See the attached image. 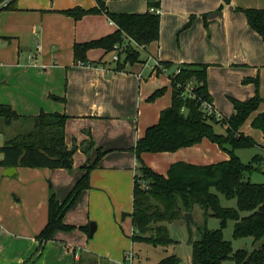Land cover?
Wrapping results in <instances>:
<instances>
[{
	"label": "crops",
	"instance_id": "obj_1",
	"mask_svg": "<svg viewBox=\"0 0 264 264\" xmlns=\"http://www.w3.org/2000/svg\"><path fill=\"white\" fill-rule=\"evenodd\" d=\"M102 1L113 13H143L147 9L144 10V0H137V5H130L133 0ZM51 3L52 6L40 7L33 1L25 4L16 0V9L0 11V104L25 116L40 112L65 114L64 141L74 150L72 168L17 166L12 167L14 172L8 175L5 170L9 167L0 166V264H79L83 258L99 264H115L111 260L114 259L123 264L128 252L125 237L118 232L117 226L121 228V225L117 224V215L129 206L131 211L133 175L138 165L132 148L146 127L156 123L160 111L170 104L159 108L151 104L150 112L142 117L145 97L159 88L150 86L141 92L140 83L147 78L144 76L152 74L146 63L155 59L174 60V69L177 63L185 61L207 63L208 91L213 99L212 107L219 115L224 114L216 106L215 73L224 78L232 76L235 82L243 74L238 65L245 57L239 62L236 54H220L204 33L203 46L193 38H185L189 43L178 41L176 46L165 33L166 22L173 20L174 31L189 15H195L186 32L199 30L202 33L200 16L204 15L209 20L210 38L213 28H221L222 24L233 32L253 36L244 13L236 11L235 7L264 11V0H231L220 10V0H173L172 3L161 0L159 40L139 49L140 62L127 65L121 71L114 69L111 56L107 58L110 52L102 48L87 51L88 63L73 61L74 42L97 39L115 30L104 13L88 14L75 21L61 12L75 5L62 8L55 6L53 0ZM95 5L93 0L88 8ZM44 7L50 11H40ZM242 83L247 86L253 82ZM232 98L243 97L234 94ZM0 134L2 146L6 137L3 132ZM97 148L106 153L89 172L90 187L81 192L64 215V221L75 227L89 228L93 221V235L90 237L89 230L78 228L57 230L51 240L40 243L36 236L47 222L50 192L62 201L84 174L85 167L95 161ZM183 149L158 152L166 156L160 160L167 164V169L177 161L209 164L185 160ZM148 154L142 153L141 159L152 168V157ZM132 230L131 225L129 238ZM110 250L113 254H109Z\"/></svg>",
	"mask_w": 264,
	"mask_h": 264
},
{
	"label": "trees",
	"instance_id": "obj_2",
	"mask_svg": "<svg viewBox=\"0 0 264 264\" xmlns=\"http://www.w3.org/2000/svg\"><path fill=\"white\" fill-rule=\"evenodd\" d=\"M94 1L96 5L93 7L84 9L74 6L61 12L75 21L88 14L104 13L116 28L100 38L74 42V63H88L86 53L91 48H102L105 52H110L115 45H121V53H124L123 62L120 63L119 60L114 66L116 71L123 70L124 63L132 65L140 62L139 49L159 40L160 14L151 9L160 8L161 0H146L147 9L143 13H113L108 11L102 0ZM2 2L4 0H0V11L16 9V0ZM230 2L231 0H220L218 10ZM235 10L243 12L248 26L264 38L262 9L235 7ZM159 63L169 71L171 102L160 111L158 121L146 127L144 134L132 148L138 165L133 175L131 212L128 214L133 229L131 241L154 246L175 243L168 235L164 223L182 218L183 213L190 212L197 205L203 210L205 219L209 216L219 219V227L209 229L204 224L199 238L190 240V264H222L226 260H232L235 264H264V242L250 251L243 248L233 250L231 242L223 237V228L231 220L233 238L251 237L253 243L264 238V183L252 182L247 177L263 165L264 156L255 154L249 162L244 163L235 153L236 149L252 147L264 152V144H258L240 131L244 121L264 101L258 94L257 79L243 81L255 84L252 97L246 100L230 97L232 113L217 116L204 107L205 104L212 105L213 101L207 86L208 64H178L175 65L179 69L176 73L172 69V62ZM162 93L163 89L157 88L148 96V100H153ZM66 117L62 113L45 112L25 116L8 105L0 104V126H11L13 121H19L22 125L30 122L29 127L6 138L0 146V153L3 155L0 166L70 170L74 150L68 148L64 141ZM215 125L221 126L223 132L217 133ZM251 125L264 136V110L255 114ZM203 138L215 143L227 154V159L209 164L177 161L169 165L165 174L153 170L141 159L142 153L174 152L192 146ZM84 143L85 140L81 145ZM105 153L106 151L97 148L95 161L85 167L84 174L62 201L56 199L53 191L50 192L47 222L36 236L40 243L51 240L57 230L70 231L78 228L88 232V226L75 227L67 224L64 215L75 204L81 192L90 187L89 172ZM220 196L227 200L235 199V206L221 205ZM157 264H179V259L171 254Z\"/></svg>",
	"mask_w": 264,
	"mask_h": 264
},
{
	"label": "rangeland",
	"instance_id": "obj_3",
	"mask_svg": "<svg viewBox=\"0 0 264 264\" xmlns=\"http://www.w3.org/2000/svg\"><path fill=\"white\" fill-rule=\"evenodd\" d=\"M7 1L8 0H4V2L2 3H5ZM32 1L37 3V5H39L40 7H42L43 4H47L48 7L52 6V0H19V2H23L25 4H32ZM168 1L172 3L173 0ZM92 3L93 0H53V4H55V6L62 8H65L66 6L75 5L86 9L91 6ZM136 3L137 0H133L131 1L130 5H137ZM48 7H44L43 9H40V11H50ZM145 9L146 1L144 0V10ZM53 11L57 12L56 10ZM60 11L61 10H59V12ZM127 13H129V11H127ZM195 18V15H189L186 18V21H184V23L180 27H177L174 31L172 30L173 20H168L166 22L167 28L165 33H167V35H169L174 40L176 46L178 41H184L189 43V41H187L185 38L190 40L191 38H193L195 41L199 40V45L201 46L206 43V40L210 39L212 47L215 50H218L220 54L225 56L236 54L238 56L237 60L239 62L242 56L245 57L243 58L244 62L238 65V69H240V71H243V74L238 78L237 82L233 80L232 76L228 77L226 74H223L224 76L228 77L224 78L221 77L218 72L215 73V78L217 81L216 86L218 87V91L215 94L217 96L216 106L218 107V109L224 115L228 116L229 114H231L232 111L231 102L229 100L230 97L234 96V94L241 95L243 97L241 98L242 100H246L252 97L251 95H253L256 89L255 84L251 83L250 85L245 86L242 83L245 79H257L258 94L264 100V38L257 32L249 29L248 30L250 31V33H252L253 36H251L249 33H242L240 31L233 32L225 24H222L223 27L218 29L215 26V28H213L214 32L213 34H211L210 38V35L207 31V29L209 28V20L207 17H204V15L200 16V23L202 29L204 30L202 33H200L199 30H196V32H186V30L192 26L191 24ZM203 33L205 34L206 40L202 39ZM115 46L113 47V50L110 51V54L107 55V58L111 56V63L113 64V66H115L116 62L119 60V62L122 63L124 59V53H121L122 46L118 45L116 48ZM113 56H117V59H114ZM155 61L157 60L155 59ZM155 61L152 60L151 62L148 61V63L145 62L148 66L147 68L149 69L152 67H157ZM172 63L176 62L173 60ZM185 63H188V61H185ZM127 65L128 63H124L123 68L125 69ZM157 71H159V69L156 68V72ZM156 72H152L150 76L148 74L144 76L147 78H144L140 83V90L142 92L145 89L148 90L150 86H157L163 89V93L158 97L154 98L153 100H148V96H150L152 91L148 94L147 97H145L144 104L146 106L142 108V117L146 116V114L150 112L151 104H155V106L159 108L165 103H170L171 87L169 78L167 76L168 72ZM263 110L264 101L260 103L258 109L244 121L240 128V131L243 132L244 135L250 136L253 140H255V142L261 145L264 143L263 136L260 130L252 127L251 121L257 112H261ZM157 121L158 117L156 119V122ZM14 122L15 121H13V123ZM13 123L11 126L7 127L0 126V129L2 130L1 132H3V135H5L6 138L13 136L22 128L25 129L27 126H30V122H24L23 125L19 121L15 124ZM214 129L217 133L223 132V128L219 125H215ZM181 153L185 160H198L203 161L204 163L218 162L224 160L227 157V154L223 150H221L215 143L210 142L206 138H203L201 141L193 144L192 146L185 147ZM235 153L244 163L249 162L255 154H260L264 156V152H262L259 148L256 147L236 149ZM148 155L152 157L151 164L154 165V167L152 168L154 170L158 169L159 171H162V173L165 174L167 171V164L163 163L160 160V157L164 158L166 156H160L162 154H158V152L149 153ZM247 177L252 182L264 183V166L262 165L259 167L258 170L252 171L250 174L247 175ZM140 183L144 185L143 181H140ZM119 198H121V196ZM220 203L223 206H235V199L227 200L223 196H220ZM130 212L131 211L129 206L128 209H122L117 215V224L121 225V228L117 226L118 232L125 237V246L127 249L126 253H130H127L123 264H157L162 258L171 254H174L179 259V264H190V240L199 238L200 229L203 228L204 224L209 229H216L219 227V219L210 216L206 217L205 219L203 210L199 206L194 205L190 212H188L191 215L192 221L186 220L184 218L185 213H183L182 218L164 223L167 227L168 235L176 242L167 246H154L145 242H131L128 236L131 231V218L129 215H126ZM232 228L233 221L228 220L226 226L223 228V237L224 239L229 240L231 242L233 250L243 248L250 251L264 242V238L255 243H253V239L251 237L235 239L232 237ZM109 254H113V251L110 250ZM128 256H131V261L128 260ZM111 260H113L112 262H115V264H119L118 261L114 259ZM79 264L99 263L92 259L83 258L82 262ZM222 264H235V262L232 260H226L222 262Z\"/></svg>",
	"mask_w": 264,
	"mask_h": 264
},
{
	"label": "built area",
	"instance_id": "obj_4",
	"mask_svg": "<svg viewBox=\"0 0 264 264\" xmlns=\"http://www.w3.org/2000/svg\"><path fill=\"white\" fill-rule=\"evenodd\" d=\"M73 1H77V0H73ZM151 11H154V12L158 13V12H159V8H152ZM116 47H117V46H115V48H116ZM113 58H114V59H117V56H113ZM155 63H156V65H157V67L149 68V70H150L151 72H156V68L159 69V71H161V72H162V71H167L164 67H162V65L159 63V61H155ZM178 71H179L178 68H175V69H174V72L177 73ZM204 107L208 110V112H214L217 116H219V114H217L216 111L213 109L212 105H210V104H205ZM0 136H1V134H0ZM2 158H3V155H2V153H0V160H1ZM128 260H129V261L132 260L131 256H130V257L128 256Z\"/></svg>",
	"mask_w": 264,
	"mask_h": 264
},
{
	"label": "water",
	"instance_id": "obj_5",
	"mask_svg": "<svg viewBox=\"0 0 264 264\" xmlns=\"http://www.w3.org/2000/svg\"><path fill=\"white\" fill-rule=\"evenodd\" d=\"M6 174L10 175L14 172V168L9 167L5 170ZM124 217V216H123ZM184 218L188 221H192L191 215L189 213H185ZM95 231V223L91 222L89 227V236L91 237Z\"/></svg>",
	"mask_w": 264,
	"mask_h": 264
}]
</instances>
